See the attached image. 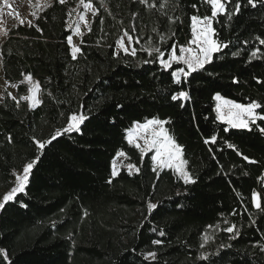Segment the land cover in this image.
Instances as JSON below:
<instances>
[{"label": "trees", "instance_id": "1", "mask_svg": "<svg viewBox=\"0 0 264 264\" xmlns=\"http://www.w3.org/2000/svg\"><path fill=\"white\" fill-rule=\"evenodd\" d=\"M77 2L53 0L31 25L10 28L0 45L1 76L16 97L26 94L27 76L41 89L33 109L7 94L0 101V192L39 156L25 190L0 208V250L7 253L0 264H264V133L257 127L264 120L251 130L230 128L218 122L214 98L264 106L257 39H264V0L255 7L240 0L238 13L232 0L231 19L212 18V40L227 46L180 84L171 73L186 67L164 69L153 49L167 59L172 46L186 47L191 18L211 17L205 0H167L164 8V0H92L97 14L73 59L66 14ZM123 32L133 38V56L115 53ZM179 91L189 98L173 101ZM72 113L88 117L80 130L38 152L33 138L50 139ZM154 118L168 121L163 127L181 146L194 183L171 169L154 171L153 153L141 155L127 142L134 123ZM118 151L125 159L112 176ZM129 164L135 173L125 170ZM149 203L157 208L150 212ZM233 225V233L224 230ZM149 252L155 259L144 258Z\"/></svg>", "mask_w": 264, "mask_h": 264}, {"label": "snow or ice", "instance_id": "2", "mask_svg": "<svg viewBox=\"0 0 264 264\" xmlns=\"http://www.w3.org/2000/svg\"><path fill=\"white\" fill-rule=\"evenodd\" d=\"M61 4L65 3V0H59ZM141 4H145L147 0H139ZM207 4L211 7V17L204 16V17H197L193 16L191 19L193 21L192 24V39L189 41L190 45H196V48L193 49L191 47H185V46H179V55H177L176 52V46L171 47V53L168 55V58L165 59V53L161 51L160 49H153V51L156 53V59L159 61V63L162 65L164 69H169L173 63L179 64L183 63L186 66L185 68H178L174 71H172L171 75L173 77V80L176 84L181 83V75L187 80V78L193 73L198 70H201L204 68L205 64L209 63L213 59V54L217 53L221 50V47H226L227 45H222L218 41H214L210 38L212 34H214V29L211 26V20L212 18L216 17L218 14H224L227 15L229 19H231L232 12L228 10V5L232 3V0H205ZM248 4L252 7L256 6L257 0H247ZM167 0H164L163 3L160 4L161 8H164L166 6ZM80 5L83 6L84 9L88 10L91 9L93 12V15L95 16L96 10L93 8L92 0H80ZM50 6V5H46ZM151 7H155V5H151ZM195 7V5H193ZM241 8L240 0H235V12H239ZM71 15V13H69ZM79 19L83 21L85 19L83 13L79 14ZM203 21L206 23V27L201 30L200 32L196 29V24L198 21ZM29 24L31 25V21H29ZM71 29L75 32L77 35H82L80 33L79 24L77 23L76 27L73 28L71 24L68 25L67 29ZM39 31V29H37ZM90 30V29H89ZM124 36H128L129 43L133 42V38L129 36L127 32L124 33ZM257 39L260 40L261 44H264V39H260L257 37ZM68 45L71 49V56L73 59L77 58V53L81 51L80 47L75 46L73 44V37L69 35L67 37ZM116 44L123 49L126 53L128 49L125 47L123 43V37L118 39L116 41ZM132 54L135 55V50L132 51ZM152 53L150 52L149 55ZM235 55V53H234ZM253 57L257 55V51H254L251 53ZM150 62V61H145ZM26 79H31L30 76H27ZM259 82V81H258ZM14 86V85H13ZM39 90V83L36 82L33 87L29 88V95L21 97V99L28 100L30 102V106H34L38 103H40L39 100L36 99L35 93ZM9 96H11V93H8ZM172 100L176 101L178 98H182L184 100H187L189 98V93L186 91H179L172 95ZM15 99V97H13ZM215 99L217 101H221L222 97L217 94L215 96ZM183 107V105H181ZM226 108L227 110L224 111L222 109ZM260 108L261 113H257L256 109ZM217 112V118L219 120H222L226 122L230 127L232 128H247L251 130L250 125L255 124L257 120H264V106H261L259 103L252 101L247 105L238 104L235 103L232 100H223L222 104H217L216 107ZM88 117L85 116L83 113H72L68 115L67 117V124L62 129H57L50 137V139L45 141H40L36 138L34 139V142L36 143L38 152L43 151L46 147V145H49L52 143V141L56 140L59 136L63 135L64 133H70L72 131H79L80 125L87 119ZM165 123H168V121H163L159 119H151L148 120L145 124L141 125L139 123L135 124L136 129H142L145 133L146 138L144 139V147L140 148V145L137 144L136 147L140 148L142 154L150 149H155V155L152 156V160L154 164H159L160 167H168L170 169H174L176 173L179 174V176L183 179L185 184L188 183H194L195 181L192 180L191 176L187 171L184 170L183 165L186 163V161L180 160L181 156V146L176 143L173 137L168 135L167 130L163 127ZM159 126L158 130L155 128H152L151 126ZM259 131L261 133H264V127H259ZM228 129H225L227 131ZM150 132V135H147ZM9 139H11L9 137ZM133 132L132 130H129L128 135V142L131 144L133 143ZM211 143L216 142V137L213 136L210 138ZM205 143H209V139L205 140ZM229 148H235L234 145L228 144ZM240 154V153H238ZM125 155L124 152L118 151L117 156H123ZM245 160H249L248 157H243ZM39 156L34 158L32 161L28 162L24 165L22 169V173H14L16 184L14 187L10 189L2 198H0V208H3L4 205L15 199L16 194L23 192L25 190V187L27 186L29 182V176L31 173V170L33 169L34 165L38 162ZM252 163H255V161H249ZM129 169H132L134 166L129 164ZM155 171V167L153 168ZM117 172L115 169V160L113 161V171L112 176H116ZM111 182V181H109ZM252 200L255 204V207L260 208L261 205L258 202V193L253 190L252 192ZM23 206V205H22ZM157 205L149 203L148 209L151 212L152 210L156 209ZM227 223V222H225ZM225 231L229 233H233L235 230V226L227 227L224 229ZM163 235V233H161ZM160 241H153V244H159ZM204 245L201 244V247ZM0 253L4 255V258L7 259V253L4 250H0ZM156 254L153 252H149L145 254L144 258L147 260L149 258L155 259ZM200 259H207L206 256H201Z\"/></svg>", "mask_w": 264, "mask_h": 264}, {"label": "rangeland", "instance_id": "3", "mask_svg": "<svg viewBox=\"0 0 264 264\" xmlns=\"http://www.w3.org/2000/svg\"><path fill=\"white\" fill-rule=\"evenodd\" d=\"M36 3H37V0H0V24L2 22V26L1 27L4 29V33H6V31H8L13 26H15L17 23L30 25L29 21H31V23H33L34 20L36 19L35 17L41 11H43L46 7H48L46 5H50L51 4L50 0H43V4H36ZM69 13H71V15H69ZM81 13H83V15L85 17V19L83 21H81L79 19V14H81ZM66 17H67V27H68L69 24H71L73 26V28H75L77 23L79 24L80 33L82 35L75 34V32L72 31L71 29H69V31H71V36L73 37V44L75 46L80 47L79 44H80L81 37L87 32V29H88V27H89V25H90V23H91V21H92V19L94 17L93 16V12H92L91 9H88V10L84 9L83 6L80 5V2H77L67 12ZM192 24H193V21H192ZM205 27H206V23L203 22L202 20L198 21L197 24H196V29H197L198 32L203 30ZM124 33L125 32H123L122 35L118 39L123 37V43H124L125 47L128 49V51L126 53L123 49H121L116 44L115 53L116 54L117 53H121L122 55L125 54V55H129V56H133V54H132V51H133L132 43H129L128 36H124ZM2 37H4V38H2V40H0V45L2 44L3 40L5 39V34ZM210 38L212 39V35L210 36ZM186 47H191V48L195 49L196 45H190L188 43V45ZM70 51H71V49H70ZM177 55H179V49H178ZM174 64H176V63H173L171 66H173ZM179 64L184 66V67H186L183 63H179ZM22 82L26 86L27 92H26L25 95H22V96L17 98L16 97V93H17L16 88L14 86L6 83L4 81V79L2 78V76H1V64H0V101L3 99L4 94L8 95V93H11V96L8 95L9 97H11V98L15 97L16 101H18V100L25 101L26 104H28L29 108H31V109H33L34 107L39 106L41 103H38V104H36L34 106H30V102L28 100L21 99V97L28 96L30 94L28 89L33 87L34 84L37 81L35 79H33V78L29 80V79H26V77H24ZM35 97H36L37 100H39V101L41 100L40 99L41 98V89L40 88L35 93ZM223 100H225V98H222L221 101H217L215 99L216 107H217V104H222ZM226 100H228V99H226ZM216 107H215V112H216ZM222 110L226 111L227 109L224 108ZM216 114H217V112H216ZM217 120H218V122L224 123L227 126H229L226 122H224L222 120H219L218 118H217ZM135 124L136 123H134L132 128H131V130L133 132V136H134L133 143L130 144L128 142L129 131L127 132V142L130 145H132V146H136L137 144H139L140 148H143L144 147V139L146 138V136H145V133H144V131L142 129H136L135 128ZM141 125H143V124H141ZM151 127L155 128L156 130H158V128H159V126H156V125L151 126ZM230 128H232V127H230ZM238 129H247V128H238ZM147 135H150V132ZM140 148H138V149L140 150ZM149 151H151L153 153V155H155V149L147 150L143 154H142V152L140 150L141 155H144V154L148 153ZM124 159H125L124 155L123 156H116L115 159H114L115 160V169H116L117 174L119 173L120 167L122 166V161ZM180 160H182V156H180ZM153 166L155 167V171H159V170H163V169H170L168 167H160L159 164H154V162H153ZM183 167H184V170L187 171L185 169V164L183 165ZM125 170L127 172H130V173L131 172L135 173V171H136V169H133V168L129 169V167H125ZM171 170L174 171V169H171ZM112 171H113V163H112L111 173H112ZM15 173H22V170H20V172H15ZM176 175L184 183L183 179L179 176V174L176 173ZM13 176H14V179L12 181V186L10 187V189L12 187H14L15 184H16L15 175H13ZM262 178H263V182H264V173H263V177ZM10 189H8L5 192H0V198H2L8 191H10ZM254 206H255V204H254Z\"/></svg>", "mask_w": 264, "mask_h": 264}, {"label": "built area", "instance_id": "4", "mask_svg": "<svg viewBox=\"0 0 264 264\" xmlns=\"http://www.w3.org/2000/svg\"><path fill=\"white\" fill-rule=\"evenodd\" d=\"M53 0H50V2H52ZM36 4H43V0H37V3ZM2 26V22H1V24H0V40H2V38H4V37H2L4 34H5V39L7 38V35H8V31L10 30H8V31H6V33H4V29L1 27ZM2 28V29H1ZM4 39V40H5ZM3 40V41H4Z\"/></svg>", "mask_w": 264, "mask_h": 264}, {"label": "crops", "instance_id": "5", "mask_svg": "<svg viewBox=\"0 0 264 264\" xmlns=\"http://www.w3.org/2000/svg\"><path fill=\"white\" fill-rule=\"evenodd\" d=\"M253 205H254V202H253ZM255 207V206H254Z\"/></svg>", "mask_w": 264, "mask_h": 264}]
</instances>
